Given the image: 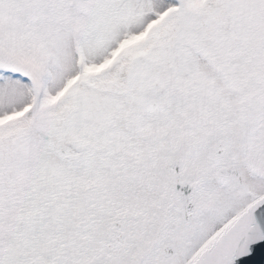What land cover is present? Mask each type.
<instances>
[{
  "label": "snow or ice",
  "instance_id": "6c2138e0",
  "mask_svg": "<svg viewBox=\"0 0 264 264\" xmlns=\"http://www.w3.org/2000/svg\"><path fill=\"white\" fill-rule=\"evenodd\" d=\"M0 264H264V0H0Z\"/></svg>",
  "mask_w": 264,
  "mask_h": 264
}]
</instances>
